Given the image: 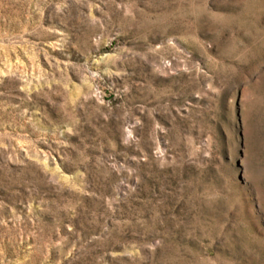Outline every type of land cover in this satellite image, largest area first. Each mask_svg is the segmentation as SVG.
<instances>
[{"label": "rangeland", "instance_id": "1", "mask_svg": "<svg viewBox=\"0 0 264 264\" xmlns=\"http://www.w3.org/2000/svg\"><path fill=\"white\" fill-rule=\"evenodd\" d=\"M0 264H264V0H0Z\"/></svg>", "mask_w": 264, "mask_h": 264}]
</instances>
